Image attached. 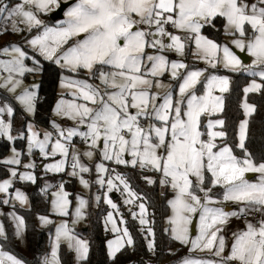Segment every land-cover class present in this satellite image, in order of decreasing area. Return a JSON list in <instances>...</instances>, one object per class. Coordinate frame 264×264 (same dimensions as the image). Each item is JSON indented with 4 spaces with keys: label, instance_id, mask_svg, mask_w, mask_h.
<instances>
[{
    "label": "snow or ice",
    "instance_id": "obj_1",
    "mask_svg": "<svg viewBox=\"0 0 264 264\" xmlns=\"http://www.w3.org/2000/svg\"><path fill=\"white\" fill-rule=\"evenodd\" d=\"M5 35L20 39L0 45V264H93L75 226L102 199L114 238L99 264H162L149 197L120 166L158 189L168 264H264V0H0ZM44 62L59 91L41 130ZM72 181L84 191L66 190ZM26 213L54 230L32 261L4 250L26 240Z\"/></svg>",
    "mask_w": 264,
    "mask_h": 264
},
{
    "label": "trees",
    "instance_id": "obj_2",
    "mask_svg": "<svg viewBox=\"0 0 264 264\" xmlns=\"http://www.w3.org/2000/svg\"><path fill=\"white\" fill-rule=\"evenodd\" d=\"M50 17H48L49 19ZM219 27V24L217 25ZM45 64V72L42 77L39 78V82L42 84V88L40 91L41 97L46 98L44 102H42L40 109L37 113L36 119L39 122L38 125L40 126H48V119L50 116L49 109L51 107V104L53 100L56 97L57 93V87L58 83L55 80V73L52 70V66L49 65L47 62H44ZM240 86H243L244 81L241 80L238 82ZM242 95V94H241ZM255 98L257 102L260 101L259 94H250L249 99L252 100ZM239 97H234L233 100L230 102V108L231 113L235 114L239 111L237 100ZM259 124V120H257V125ZM6 141L0 140V156H5L8 152L7 149L4 147ZM130 177V183L134 191L139 192L142 195H146L149 197L147 200V206H148V215L149 219L155 220V232H156V243L158 245L159 249H164L165 251L159 253L160 259L163 262L168 256L166 249L169 245L173 244L174 242L170 240V237L165 234L162 231V228L164 226V219L162 218L164 216V207L162 205V202L157 197L156 191H153V189L149 186H146L142 180L138 179L137 176L134 174L132 169L128 170L126 173ZM2 171H0V177L2 176ZM70 189L74 190L75 188V182H72L70 185ZM23 190H25L27 193H32V188L27 187L24 185H20ZM34 187V186H33ZM31 199V195H30ZM47 205L46 204H38L35 206V209H38L41 213H44ZM20 211H24L23 209ZM153 213L155 214L153 216ZM104 214V210H99V212L96 215H91V224L86 228L87 230L83 232V236L85 239H88L91 244V259L93 261V264H99V262H102L105 260V252H106V241L109 239V233L105 231L103 223H102V216ZM26 220L28 224V228L26 231V237L29 244V257H26L24 259L28 261H32L34 257L39 258L43 254L46 253V248L48 244V240L50 236L53 234L49 233L48 227H40L36 221L33 215L26 213ZM138 227V224L135 221H132L129 223L130 229L133 231L134 237H136L139 244H143L144 241L140 234L136 231V227ZM176 247H179L178 244L175 245ZM5 249L13 252H18V247L16 244L8 245L5 247ZM60 256L62 261H67L70 259V254H66V250L64 246L61 247L60 250ZM137 257L132 256L129 258L128 256H120V264H128L129 259L135 260Z\"/></svg>",
    "mask_w": 264,
    "mask_h": 264
},
{
    "label": "rangeland",
    "instance_id": "obj_3",
    "mask_svg": "<svg viewBox=\"0 0 264 264\" xmlns=\"http://www.w3.org/2000/svg\"><path fill=\"white\" fill-rule=\"evenodd\" d=\"M51 15H52V13L48 14V17H50ZM48 17H42V19H45L47 21L48 20ZM19 39H20V36L19 35H10V36L9 35H5L3 37H0V45H4L5 44V41H17ZM7 58L8 57L0 54V60L7 59ZM199 66L202 67L203 65L201 64ZM25 82L26 83L33 82V77L27 76ZM58 91H59V89L57 87V92ZM66 98L71 99V97H66ZM38 127L41 130H43L44 128H47L48 126H40V125H38ZM0 140H3V139L0 138ZM40 159L41 158H37V162L38 163H40ZM117 170L120 171V172L126 173L128 170H130V168H125L124 166H120ZM2 174H3V172H2ZM38 175H39V173H38ZM247 175L254 176L255 174H247ZM3 178H5L4 177V174L0 177V179H3ZM86 178H88L87 175H86ZM49 182L50 183H55V181H49ZM72 182H75V181H72ZM17 186L20 187V185H17ZM66 190H68L70 192H73V193L83 192L84 191L82 189V187L78 183H76V182H75V188H74V190L70 189V186L69 185L66 186ZM91 192H92L93 195H96V194H101L102 195V192L99 190V187L97 185H93ZM107 195L113 200L114 203H116L118 205L119 211H120V213L123 214L124 218L126 220H128L129 223L132 222V219H131V217L129 216V213H128V209L129 208H133L134 205H125L124 204V200L126 199V195L127 194L126 193H123L122 194L120 191H117V190L114 189L112 192L107 193ZM17 207H19V206L17 205ZM8 210H9V208L7 206H0V211H8ZM99 210H104V214L102 216V223H103V226H104V216H105V214H106L107 211H112V209H110V207L107 204H105L103 202V199H102L99 207H97L95 204H93V207L89 211L92 213V215H96L99 212ZM116 215L117 214L114 212V216H116ZM147 218L149 219V215L147 216ZM54 219H59V218L54 217ZM135 222L138 224V221H135ZM69 226L72 227L71 223H69ZM88 226H89V224H77L75 226L76 231L82 236V238H85L83 236V232L85 231V229ZM164 226H166L165 225V222H164ZM110 227L111 226L109 225V228ZM108 233L110 235L109 236V239H113L114 238V234L111 233L110 231H108ZM50 237L51 238H49V240H48V244H47V248H46V253H50V251H51V243H52V239H54V230H53V234ZM16 245L18 247V249H17L18 252L9 251V250H7L5 248H4V250L9 251L13 255H16L17 258H23L24 259L26 257H29V244H28V241H27V237H26V240L23 243H19V244H16ZM169 259H170V257H167L162 262V264H168V260Z\"/></svg>",
    "mask_w": 264,
    "mask_h": 264
},
{
    "label": "water",
    "instance_id": "obj_4",
    "mask_svg": "<svg viewBox=\"0 0 264 264\" xmlns=\"http://www.w3.org/2000/svg\"><path fill=\"white\" fill-rule=\"evenodd\" d=\"M53 15H55V13H52V15H51V16H53ZM51 16H50V17H51ZM58 18H59V19H62L63 17H62V16H60V17H58Z\"/></svg>",
    "mask_w": 264,
    "mask_h": 264
}]
</instances>
